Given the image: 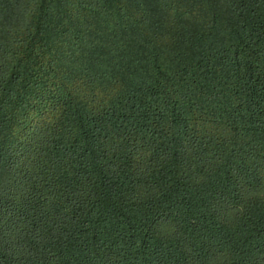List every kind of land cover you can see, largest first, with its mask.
<instances>
[{
	"label": "trees",
	"instance_id": "16d2710c",
	"mask_svg": "<svg viewBox=\"0 0 264 264\" xmlns=\"http://www.w3.org/2000/svg\"><path fill=\"white\" fill-rule=\"evenodd\" d=\"M0 264H264V0H0Z\"/></svg>",
	"mask_w": 264,
	"mask_h": 264
}]
</instances>
